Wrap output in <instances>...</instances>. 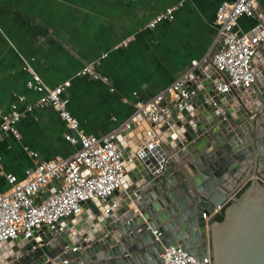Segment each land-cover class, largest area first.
<instances>
[{
  "label": "water",
  "instance_id": "obj_1",
  "mask_svg": "<svg viewBox=\"0 0 264 264\" xmlns=\"http://www.w3.org/2000/svg\"><path fill=\"white\" fill-rule=\"evenodd\" d=\"M254 67L255 84L229 94L217 93L213 73L195 70L196 96L161 118L153 151L138 152L150 142L147 123L119 133L127 184L109 198L116 209L89 203L34 250L32 239L1 242L0 264H163L169 245L211 264H264V40ZM219 206L223 220L207 222L203 213Z\"/></svg>",
  "mask_w": 264,
  "mask_h": 264
},
{
  "label": "crops",
  "instance_id": "obj_2",
  "mask_svg": "<svg viewBox=\"0 0 264 264\" xmlns=\"http://www.w3.org/2000/svg\"><path fill=\"white\" fill-rule=\"evenodd\" d=\"M226 1L232 0H0V126L20 97L39 98L27 87L36 73L50 87L71 82L69 107L87 135L118 130L134 114L137 99L171 86L193 61L219 49L215 18ZM256 4L264 14V0ZM173 6V20L146 27ZM256 23L242 17L236 30L248 33ZM93 62L107 81L76 75ZM18 129L19 138L0 133V158L4 170L19 179L39 161L66 159L79 149L65 139L66 122L51 106L25 113ZM9 189L0 174V193ZM217 215L203 218L213 222Z\"/></svg>",
  "mask_w": 264,
  "mask_h": 264
},
{
  "label": "built area",
  "instance_id": "obj_3",
  "mask_svg": "<svg viewBox=\"0 0 264 264\" xmlns=\"http://www.w3.org/2000/svg\"><path fill=\"white\" fill-rule=\"evenodd\" d=\"M176 9V6L167 8L151 19L146 27L153 30L159 23L173 20ZM242 17L257 18V23L248 33L236 30ZM215 26L220 45L218 50L207 54L202 60L193 61L191 69L171 86L149 99H137L132 117L121 128L102 137L87 135L81 130L79 120L69 107V80L50 87L38 74H32L27 87L37 92L39 98L29 102L20 97L12 103L10 110L2 116L0 133L19 138L18 123L23 115L37 107L51 106L66 122L68 132L65 139L79 145V149L66 159L39 161L25 179L7 173L0 158V174L10 185L8 191L0 193V243L20 238L32 239L35 241L32 246L34 250L45 244L44 236L49 233H65L68 221L81 216L89 203L97 204L104 214L116 209L118 201L109 205V198L127 184V159L117 139L119 133L132 123H147L150 126L147 130L150 142L138 152L143 155L145 150L153 151L160 144V136L155 128L161 118H173L196 96L197 89H189V83L194 82L192 75L195 70L202 69L206 77L210 73L216 76L215 90L218 94H229L239 88L248 89L255 84L254 63L264 40V14L258 11L256 0L221 3L216 12ZM76 75L107 81V78L97 73L94 62L84 66ZM25 150L29 151L27 147ZM30 154L38 158L36 152ZM131 157L129 155L128 160ZM223 209L224 206H219L215 213ZM208 214L203 213V217L206 219ZM157 232L153 231L154 235L157 236ZM73 250H77V247ZM161 259L163 264L212 263L210 255L200 260L180 245L165 247Z\"/></svg>",
  "mask_w": 264,
  "mask_h": 264
},
{
  "label": "trees",
  "instance_id": "obj_4",
  "mask_svg": "<svg viewBox=\"0 0 264 264\" xmlns=\"http://www.w3.org/2000/svg\"><path fill=\"white\" fill-rule=\"evenodd\" d=\"M216 220H218V221H222V220H223V214H218V215L216 216Z\"/></svg>",
  "mask_w": 264,
  "mask_h": 264
}]
</instances>
